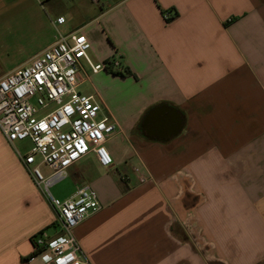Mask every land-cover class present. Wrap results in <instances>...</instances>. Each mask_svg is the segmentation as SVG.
<instances>
[{
	"label": "crops",
	"instance_id": "0c3cea01",
	"mask_svg": "<svg viewBox=\"0 0 264 264\" xmlns=\"http://www.w3.org/2000/svg\"><path fill=\"white\" fill-rule=\"evenodd\" d=\"M64 1L19 62L0 48V78L71 33L132 73L87 78L116 125L111 167L67 170L101 204L74 231L88 264H264V0ZM20 155L0 130V264H51L32 239L58 238L56 210Z\"/></svg>",
	"mask_w": 264,
	"mask_h": 264
},
{
	"label": "built area",
	"instance_id": "2783aa9c",
	"mask_svg": "<svg viewBox=\"0 0 264 264\" xmlns=\"http://www.w3.org/2000/svg\"><path fill=\"white\" fill-rule=\"evenodd\" d=\"M164 17L170 19L169 14ZM55 22L62 25L66 18L59 17ZM91 49L90 41L82 33L59 36L27 66L0 78L2 135L12 145L31 140L32 150L20 158L35 184L45 188L58 214V238L43 233L35 240L36 248L41 250L35 258L51 264H88L74 231L99 212L101 204L96 191L90 187L78 189L65 200L55 198L50 187L65 179L67 170L90 154L103 168L114 163L107 143L115 134L116 125L103 113L95 96L83 94L79 89L90 73L121 74L124 68L115 56L95 63ZM37 156L54 170L48 180L39 167L31 168Z\"/></svg>",
	"mask_w": 264,
	"mask_h": 264
},
{
	"label": "rangeland",
	"instance_id": "374dc122",
	"mask_svg": "<svg viewBox=\"0 0 264 264\" xmlns=\"http://www.w3.org/2000/svg\"><path fill=\"white\" fill-rule=\"evenodd\" d=\"M51 2H53V4H58L59 6H56L57 10L65 15L68 12V9H70V5L67 4L66 1L62 4L60 3V0H0V48L4 49V51L7 49V51L11 52H7V54H9V57H7L8 61L19 62L21 60L20 55L23 49V37L25 31L36 30L43 20L46 19L47 11L51 12ZM78 3L80 4L81 10H85L90 5L94 4L93 0H78ZM9 30H11L12 35L8 38L6 36ZM12 53H15V55ZM91 58H94L93 51L91 52ZM93 61L98 63L95 59H93ZM88 70L90 71V69ZM86 88H91L88 80L83 81L79 91L84 94ZM14 146L21 155L28 154L33 148V144L29 139L17 141L14 143ZM33 167H39L46 180L52 177L54 173L53 169L42 162V158L40 156L36 157V164L31 168ZM74 190V182L71 177L61 180L49 189L50 193L55 198L61 200L71 197ZM44 193L46 196L48 195L46 191H44ZM56 216L58 217L57 211ZM47 232L48 234L53 235L55 231L53 229H49Z\"/></svg>",
	"mask_w": 264,
	"mask_h": 264
},
{
	"label": "trees",
	"instance_id": "16d2710c",
	"mask_svg": "<svg viewBox=\"0 0 264 264\" xmlns=\"http://www.w3.org/2000/svg\"><path fill=\"white\" fill-rule=\"evenodd\" d=\"M114 74H115V75H118V76H122V77L132 76V73H131V71H130L129 69H124V73H121V74H119V73H114ZM43 233H45V232H41L39 235H42ZM39 235L35 236V237L32 239V241H33V243H34V246H35V240H36V238H37ZM40 252H41V250L38 249V248H36V246H35V250H34V253H33V255H32V258L35 257L36 255H38Z\"/></svg>",
	"mask_w": 264,
	"mask_h": 264
},
{
	"label": "flooded vegetation",
	"instance_id": "af4514ba",
	"mask_svg": "<svg viewBox=\"0 0 264 264\" xmlns=\"http://www.w3.org/2000/svg\"><path fill=\"white\" fill-rule=\"evenodd\" d=\"M144 125H145V123H144ZM143 126V125H142Z\"/></svg>",
	"mask_w": 264,
	"mask_h": 264
}]
</instances>
